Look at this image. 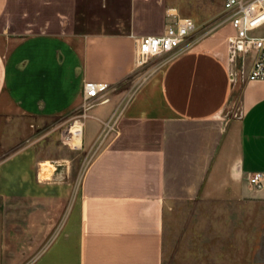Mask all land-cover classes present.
<instances>
[{
	"label": "crops",
	"instance_id": "1",
	"mask_svg": "<svg viewBox=\"0 0 264 264\" xmlns=\"http://www.w3.org/2000/svg\"><path fill=\"white\" fill-rule=\"evenodd\" d=\"M174 9L0 0V120L82 119V150H97L81 178L41 140L0 162V264H264V185L249 183L264 184V81L245 78L234 103L232 27L226 45L200 40L126 87L142 75L138 40L163 35ZM87 82L111 90L80 115Z\"/></svg>",
	"mask_w": 264,
	"mask_h": 264
},
{
	"label": "built area",
	"instance_id": "2",
	"mask_svg": "<svg viewBox=\"0 0 264 264\" xmlns=\"http://www.w3.org/2000/svg\"><path fill=\"white\" fill-rule=\"evenodd\" d=\"M223 18L207 28L199 37L197 23L192 18L182 17L176 9L169 12L173 18V24L161 36H145L138 40L137 68L141 69L151 60L166 57L167 62L178 55L190 51L196 43L207 38L222 27L230 25L233 35L228 39V50L231 62L232 80L235 82L238 76L239 62L243 67L249 64L247 75L244 76L253 81H264V0H225ZM208 27V26H207ZM111 86L107 83L87 82L84 86V106L91 109L97 105L106 103L107 93ZM80 121V120H79ZM116 119L106 124L100 137L102 146L115 127ZM78 122L76 121L75 124ZM75 124L73 126H75ZM81 127V137L83 124ZM67 138L69 144H73L72 133ZM263 174H253L249 183L254 188H263Z\"/></svg>",
	"mask_w": 264,
	"mask_h": 264
},
{
	"label": "rangeland",
	"instance_id": "3",
	"mask_svg": "<svg viewBox=\"0 0 264 264\" xmlns=\"http://www.w3.org/2000/svg\"><path fill=\"white\" fill-rule=\"evenodd\" d=\"M170 4H172L174 8H178V12L182 17L194 19L198 27V33L196 37L201 36L207 31L206 29L209 28V26L220 21L223 18L225 9V0H170ZM229 34H231V30L225 26L217 30L212 35L208 36L207 39L218 35L220 38L219 40L224 43V45H226V38L230 36ZM166 60V57L151 60L147 65L140 69L142 72L140 79L137 78L133 82L130 81L126 83V87H132L134 86V83H137V86H140L147 82V80L151 77V73L163 67L165 62H167ZM228 60L229 65H231L230 54ZM237 68L239 71L237 72L236 70L238 76L236 77L237 80L234 83V103L239 102L240 100L242 83L244 81V76L247 75L249 64H246L245 67H243V63L239 62ZM88 110L90 109H86V107L83 106L82 111L79 114L83 115L86 113L85 111ZM65 120H67V118ZM79 120H76L78 122L77 124H75L76 121H69L65 123V121L59 118L55 120L39 122L19 119L12 121L0 120V162H2L11 154V150L14 146H17L23 142H25L24 144H29L30 141L36 140L38 143V141L41 140V142L37 145V149L41 154L56 157L60 156L62 153L63 156L68 158L72 157L75 161L74 171L81 178L85 169L84 167L89 164L97 150L95 149L92 156L89 154L86 155V153H84L82 150V137L81 143L78 144V142H76L75 146L67 142V138L69 135H71V128H73L74 124L76 125L72 130L74 134V140H78L79 136L77 135L76 137V132L78 134L81 132V127L79 124H83L81 121L82 119ZM109 122L110 121H107L104 124L100 137L106 127V124ZM100 137L97 149L102 147L100 146L102 143L100 142ZM58 152L60 153L58 154ZM52 171H54V167L51 165V163L43 165V177H50ZM3 216L4 203L0 201V224L3 222ZM52 241L53 237L48 241L47 244H50Z\"/></svg>",
	"mask_w": 264,
	"mask_h": 264
},
{
	"label": "bare ground",
	"instance_id": "4",
	"mask_svg": "<svg viewBox=\"0 0 264 264\" xmlns=\"http://www.w3.org/2000/svg\"><path fill=\"white\" fill-rule=\"evenodd\" d=\"M76 126V125H75ZM75 126H73V128L75 127ZM73 130V129H72ZM72 133H73V131H72ZM74 135V134H73ZM77 135L79 136L78 137V140L77 141H75V140H73V146H75V143L76 142H78V144L79 143H81V132L78 134L77 132H76V137H77ZM80 138V139H79ZM79 146V145H78Z\"/></svg>",
	"mask_w": 264,
	"mask_h": 264
}]
</instances>
